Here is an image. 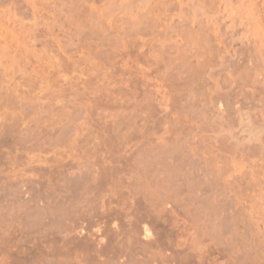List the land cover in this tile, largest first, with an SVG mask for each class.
I'll list each match as a JSON object with an SVG mask.
<instances>
[{
    "label": "rangeland",
    "instance_id": "1",
    "mask_svg": "<svg viewBox=\"0 0 264 264\" xmlns=\"http://www.w3.org/2000/svg\"><path fill=\"white\" fill-rule=\"evenodd\" d=\"M190 1L0 0V264H264V0Z\"/></svg>",
    "mask_w": 264,
    "mask_h": 264
},
{
    "label": "bare ground",
    "instance_id": "2",
    "mask_svg": "<svg viewBox=\"0 0 264 264\" xmlns=\"http://www.w3.org/2000/svg\"><path fill=\"white\" fill-rule=\"evenodd\" d=\"M172 1H173V0H172ZM189 1H190V0H189ZM191 1H192V0H191ZM191 1H190V2H191ZM210 1H211V0H210ZM239 1H240V0H239ZM241 1H242V0H241ZM147 2H148V1H147ZM147 2H146V3H147ZM169 2H170V1H169ZM196 2H197V1H196ZM218 2H219V1H218ZM221 2H223V1H221ZM251 2H252V1H251ZM255 2H256V1H255ZM4 3H5V2H4ZM164 3L166 4V2H164ZM202 3H203V2H202ZM211 3H212V2H211ZM223 3H224V2H223ZM252 3H253V2H252ZM179 4H180V3H179ZM179 4H178V5H179ZM186 4H187V3H186ZM192 4H193V3H192ZM195 4H196V3H195ZM195 4H194V5H195ZM31 5H32V3H31ZM166 5H167V4H166ZM183 5H184V4H183ZM217 5H218V4H217ZM217 5H216V6H217ZM171 6H172V5H171ZM189 6H190V5H189ZM191 6H192V5H191ZM187 7H188V6H187ZM254 8H255V7H254ZM224 9H226L225 6H224ZM251 9H252V8H251ZM256 9H257V8H256ZM191 10H192V9H191ZM160 11H161V10H160ZM178 11H179V9H178ZM213 11H214V10H213ZM142 13H143V12H142ZM148 13H149V12H148ZM151 13H152V12H151ZM183 13H184V12H183ZM186 13H187V12H186ZM159 14H160V13H159ZM159 14H158V15H159ZM188 14H189V13H188ZM203 14H204V13H203ZM207 14H208V13H207ZM256 14H257V13H256ZM143 15H145V14H143ZM166 15H167V14H166ZM210 15H211V14H210ZM212 15H213V14H212ZM229 15H230V14H229ZM159 16H160V15H159ZM230 16H231V15H230ZM156 17H157V16H156ZM223 17H224V16H223ZM146 18H147V17H146ZM149 18H150V17H149ZM213 19H214V18H213ZM231 19H232V17H231ZM144 20H145V19H144ZM151 20H152V19H151ZM209 20H210V19H209ZM233 20H234V19H233ZM233 20H232V21H233ZM149 21H150V20H149ZM149 21H148V22H149ZM221 22H222V20H221ZM234 22H235V21H234ZM136 23H137V22H136ZM155 23H157V22H155ZM155 23H153V24H155ZM150 24H151V23H150ZM214 24H215V23H214ZM216 25H217V24H216ZM149 26H150V25H149ZM0 27H1V26H0ZM145 27H146V24H145ZM206 28H207V27H206ZM0 29H1V28H0Z\"/></svg>",
    "mask_w": 264,
    "mask_h": 264
}]
</instances>
